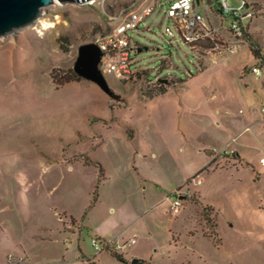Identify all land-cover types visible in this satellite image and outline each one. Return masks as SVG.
Segmentation results:
<instances>
[{
    "label": "rangeland",
    "instance_id": "rangeland-1",
    "mask_svg": "<svg viewBox=\"0 0 264 264\" xmlns=\"http://www.w3.org/2000/svg\"><path fill=\"white\" fill-rule=\"evenodd\" d=\"M141 2H53L0 38V264H119L92 245L114 238L134 239L127 253L148 264H264V0H244L239 12L258 58L216 7L209 16L234 48L227 54L170 44L172 24L156 11L128 32L144 73L130 83L105 77L117 98L84 79L52 78L74 73L78 48L111 30L106 14ZM213 157L202 185L185 186ZM185 173L179 194L195 199L173 217L165 186Z\"/></svg>",
    "mask_w": 264,
    "mask_h": 264
},
{
    "label": "built area",
    "instance_id": "built-area-1",
    "mask_svg": "<svg viewBox=\"0 0 264 264\" xmlns=\"http://www.w3.org/2000/svg\"><path fill=\"white\" fill-rule=\"evenodd\" d=\"M104 1L87 0L84 5L96 6L103 4ZM165 2L166 4L159 7V0H142L141 3L120 7L113 14H106L114 22V25L111 26L112 28L107 34L94 41L102 53L98 69L104 77L112 76L122 83H130L136 79V73L139 71L136 69L134 61L137 44L133 42L128 32L138 30L144 20L156 11L163 12L164 18L172 24L171 26L166 25L163 32L164 36L170 39V44L171 41L178 38L190 49L203 43L209 44L210 48L206 50L208 54L215 52L227 54L228 51L234 50V48L229 50L231 43L223 33V27H217L210 18V13H214V7L211 11L207 0H166ZM214 5L217 6L216 9L220 14L231 17L232 20L226 31L243 44L245 31L239 12L248 7L244 0L239 8L230 7L228 0H216ZM246 15L252 17L254 14L247 12ZM236 46L235 44V48ZM251 73L260 79L262 76L261 67H252ZM260 85L264 90V82L261 81ZM261 112L264 115V106L261 108ZM260 164L264 165L263 158L260 159ZM202 183V178H198L196 175L188 179L185 186L190 184L200 186ZM193 196L189 189L185 196L180 195L179 191L169 196L167 199L170 201V215L176 217L183 207L184 200L191 199ZM133 243L134 239L123 245H115L112 240L99 242L92 239V245L97 252L105 248L119 252Z\"/></svg>",
    "mask_w": 264,
    "mask_h": 264
},
{
    "label": "water",
    "instance_id": "water-1",
    "mask_svg": "<svg viewBox=\"0 0 264 264\" xmlns=\"http://www.w3.org/2000/svg\"><path fill=\"white\" fill-rule=\"evenodd\" d=\"M87 0H0V38L33 24L41 15L42 9L53 2L59 4H84ZM101 51L95 43L81 45L73 65L74 73L80 78L94 83L111 98H117L109 87L105 77L98 69ZM157 81L167 84V79ZM139 259L132 258L130 264H137Z\"/></svg>",
    "mask_w": 264,
    "mask_h": 264
},
{
    "label": "trees",
    "instance_id": "trees-1",
    "mask_svg": "<svg viewBox=\"0 0 264 264\" xmlns=\"http://www.w3.org/2000/svg\"><path fill=\"white\" fill-rule=\"evenodd\" d=\"M208 4L210 5V9L211 11L213 10V7H217L214 5V3H216V0H207ZM245 38H246V43L248 44L250 51L252 53V55L256 58H258V54L261 52L260 49L258 48V46H256V44L252 43V41L250 40V37L245 33ZM210 48V45L207 43H203L199 46H197L196 48H191L192 51L196 52L198 55L201 56H205L207 55V51ZM202 66V64H201ZM144 73L143 71H138L136 73V77L141 74ZM52 78L54 79V77L56 76V78L60 79L57 82V85L62 86L64 84H67L71 81H81L82 78H80L79 76H77L75 73L71 72V71H67V72H52ZM160 86H163L162 83H159ZM164 87V86H163ZM165 90H160L158 93L156 94H160L163 93ZM208 156H215L214 152L210 151V152H206ZM231 156L234 157L235 160L239 161V156L237 152H233L231 154ZM215 162V157H213L212 161L205 166L197 175L201 174L204 171H208V169L211 167V165H213V163ZM102 172V171H101ZM192 199H195V196L192 197ZM196 199H198L196 197ZM106 249V248H105ZM108 252H110V254L119 262V264H130V262H127L124 258L122 254H119L117 252H115L114 250H112L111 248L106 249ZM137 264H148L146 261L139 259V261L137 262Z\"/></svg>",
    "mask_w": 264,
    "mask_h": 264
},
{
    "label": "crops",
    "instance_id": "crops-1",
    "mask_svg": "<svg viewBox=\"0 0 264 264\" xmlns=\"http://www.w3.org/2000/svg\"><path fill=\"white\" fill-rule=\"evenodd\" d=\"M166 0H159V4H158V6L159 7H162L164 4H166V2H165ZM247 72H248V70H246ZM201 159H203V158H201ZM235 161H238V160H235ZM203 162H205V160H203ZM213 172V171H212ZM188 176H190V174L189 173H185L184 174V176L182 177V178H180V180H179V182L178 183H175V184H168V187L167 186H165L166 187V189H167V191H168V195L166 196V197H162V202H167V203H170V201L167 199L169 196H171L172 194H174L176 191H179L178 189L180 188V186L183 184V181L188 177ZM158 185H160L161 187H162V185H164V184H161V183H157ZM133 188V187H132ZM136 188H138V183H136L135 184V186H134V189H136ZM142 189L143 190H146L147 189V186L145 185L144 187H142ZM174 190H175V192H174ZM197 198H200L203 202H207V203H210V202H208L205 198H204V196H198L197 195ZM211 205H213V204H211ZM215 206V205H214ZM111 233H112V231H108L107 232V234L108 235H111ZM115 239V238H114ZM114 239H112V241H113V243L115 244V245H120L121 243H119V242H117L116 240H114ZM131 245V244H130ZM127 246L125 249H123L122 251H119V253L120 254H122L123 255V258L127 261V262H130V260L132 259V258H137V259H142L143 257V255L139 252V251H128V253H127V249H129L131 246Z\"/></svg>",
    "mask_w": 264,
    "mask_h": 264
},
{
    "label": "bare ground",
    "instance_id": "bare-ground-1",
    "mask_svg": "<svg viewBox=\"0 0 264 264\" xmlns=\"http://www.w3.org/2000/svg\"><path fill=\"white\" fill-rule=\"evenodd\" d=\"M50 28V26L44 25V29ZM52 28V27H51Z\"/></svg>",
    "mask_w": 264,
    "mask_h": 264
}]
</instances>
